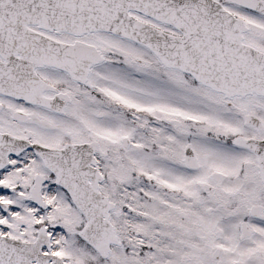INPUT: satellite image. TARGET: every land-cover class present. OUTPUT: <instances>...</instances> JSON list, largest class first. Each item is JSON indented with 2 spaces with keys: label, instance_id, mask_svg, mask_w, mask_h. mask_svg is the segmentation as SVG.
Instances as JSON below:
<instances>
[{
  "label": "snow or ice",
  "instance_id": "snow-or-ice-1",
  "mask_svg": "<svg viewBox=\"0 0 264 264\" xmlns=\"http://www.w3.org/2000/svg\"><path fill=\"white\" fill-rule=\"evenodd\" d=\"M0 264H264V0H0Z\"/></svg>",
  "mask_w": 264,
  "mask_h": 264
}]
</instances>
